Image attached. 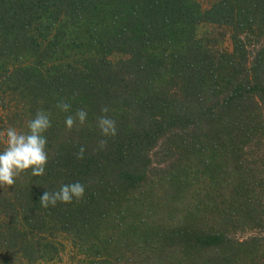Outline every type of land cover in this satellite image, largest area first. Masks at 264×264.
Masks as SVG:
<instances>
[{"label":"trees","instance_id":"16d2710c","mask_svg":"<svg viewBox=\"0 0 264 264\" xmlns=\"http://www.w3.org/2000/svg\"><path fill=\"white\" fill-rule=\"evenodd\" d=\"M0 110V151L51 113L44 174L0 187V264H264V0H0Z\"/></svg>","mask_w":264,"mask_h":264},{"label":"clouds","instance_id":"9594fccd","mask_svg":"<svg viewBox=\"0 0 264 264\" xmlns=\"http://www.w3.org/2000/svg\"><path fill=\"white\" fill-rule=\"evenodd\" d=\"M56 107L64 113H69L71 104L65 101L57 103ZM101 115L97 117L96 127L102 139L98 142L97 150H103L108 143V138L117 134L116 121L107 113L109 108H101ZM51 113L43 110L37 111L35 117L27 122L26 130H18L9 126L3 132V150L0 151V187H11L16 177L29 173L33 177L42 176L48 162L46 152L47 138L44 133L51 127ZM88 112L81 108L74 114H69L64 120L65 130L72 131L86 125ZM86 149L81 146L76 153L77 159H83ZM85 186L77 181L62 185L54 192L44 191L39 203L42 207H55L59 203L79 202L83 199Z\"/></svg>","mask_w":264,"mask_h":264},{"label":"rangeland","instance_id":"374dc122","mask_svg":"<svg viewBox=\"0 0 264 264\" xmlns=\"http://www.w3.org/2000/svg\"><path fill=\"white\" fill-rule=\"evenodd\" d=\"M197 4L201 6V8H209L213 2L216 0H195ZM197 37L198 38H203L204 42L208 43V39L214 40L218 42V47H222L224 49H230L231 48V39H230V32L227 27L221 26V25H214V24H209V23H200L197 26ZM118 57H121L120 55L116 57H112L113 59H117ZM2 111L0 110V115ZM2 124H0L1 126ZM151 151H154L153 149ZM65 241V240H64ZM66 242V241H65ZM68 248L66 249V251ZM66 264L70 263L68 258L64 257V260L61 263H54V264ZM37 264V263H33Z\"/></svg>","mask_w":264,"mask_h":264}]
</instances>
